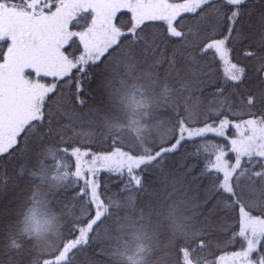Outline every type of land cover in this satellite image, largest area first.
Returning a JSON list of instances; mask_svg holds the SVG:
<instances>
[{"label": "snow or ice", "instance_id": "6c2138e0", "mask_svg": "<svg viewBox=\"0 0 264 264\" xmlns=\"http://www.w3.org/2000/svg\"><path fill=\"white\" fill-rule=\"evenodd\" d=\"M0 42V264H264V0H0Z\"/></svg>", "mask_w": 264, "mask_h": 264}, {"label": "trees", "instance_id": "16d2710c", "mask_svg": "<svg viewBox=\"0 0 264 264\" xmlns=\"http://www.w3.org/2000/svg\"><path fill=\"white\" fill-rule=\"evenodd\" d=\"M170 2H174V3H180L182 2V0H170ZM53 11H55V9H52ZM131 18V13L128 12L127 9H120V11L117 12L116 17L114 18V23L117 24H123L126 23L128 20H130ZM79 21V26H75L76 22H73V24L70 25V30L72 31H83L85 27L88 26V24L91 22V13L88 12H82L80 14V16L77 18ZM156 27H160L162 26V22H152ZM166 30V26H163ZM73 41L74 42H70V46L69 45H65L64 49L62 50H66L68 53H72L74 55H77L80 53V48H79V42H78V37H73ZM3 42H0V44H2ZM7 44H3V47L5 48ZM214 53H209L208 57H213ZM228 58L231 59L232 63H236L238 61H241L242 57H241V52L240 49H235L231 52L230 57L228 56ZM211 67L214 70V79L217 80V82H221L224 78H226L227 75H225V71L223 68V64H222V59L220 57H215ZM95 69H89V71H94ZM29 75V74H28ZM34 74L32 72H30V77L31 78H35L32 77ZM73 75H75V70H73ZM42 82L44 83H52L53 82V78L52 77H41ZM244 119H247V117H243ZM231 119V117H230ZM226 136L231 139L234 138L236 136V130L234 128H229L226 130ZM208 139L210 140H215L216 143L219 144H225L227 145V148H230L231 145L228 144V141L226 139L223 138H216L214 137L212 134H209ZM196 143H200L199 140L196 141ZM184 148H188L189 151H193L194 149L190 146V145H184L181 149L180 153H177V156L182 155ZM227 148L225 149V151L227 152ZM126 150V149H125ZM93 152H105V151H111L110 147H103V146H95L92 148ZM227 159H229L231 162H234L235 159V154L228 152L227 154ZM195 161L192 159H189L188 163H194ZM74 166V165H73ZM203 166V161H200V167ZM197 171H199V168H197ZM99 180H100V184L103 186L105 183H108L110 185V189L111 191H116V189L119 187V184L114 183V181L116 180V176L112 175L110 173H108L105 169L100 170V175H99ZM103 190V189H101ZM75 191H79V189H75ZM73 195V191L70 189L69 191H67L66 193H64V198H70ZM11 200V194H0V208H4V207H12L9 204V201ZM254 215H258L259 213L254 212ZM235 219L237 221V223L234 226V231H239V210L237 208L236 213H235ZM228 235H231V233H229ZM221 240L226 239V237H220ZM241 247L240 244V240L239 238H237L236 242L225 248L222 250H217L214 251L213 253V258L217 257V256H221L224 255L225 252H233V251H237L239 250Z\"/></svg>", "mask_w": 264, "mask_h": 264}, {"label": "rangeland", "instance_id": "374dc122", "mask_svg": "<svg viewBox=\"0 0 264 264\" xmlns=\"http://www.w3.org/2000/svg\"><path fill=\"white\" fill-rule=\"evenodd\" d=\"M66 2L70 4L72 2V0H66ZM89 12L91 13V10H89ZM91 19H92V13H91ZM78 42H79V45L78 46H79L80 52H81V51H83V46L80 44L79 37H78ZM6 49H7V45L5 46L4 50L6 51ZM228 60H229L228 56H225L224 58H222L223 68H224V71L226 73L225 75H228L229 72H230V65L228 63ZM25 72H26V74H29V75H30V72H32L34 74L32 77H35L36 78V74H35V72L32 69H25ZM86 159L90 160L91 157H87ZM96 166L98 168H100V170L104 169L103 167H101L100 164H97ZM222 264H233V262H232V260H231L230 257H226L225 260L222 261Z\"/></svg>", "mask_w": 264, "mask_h": 264}]
</instances>
